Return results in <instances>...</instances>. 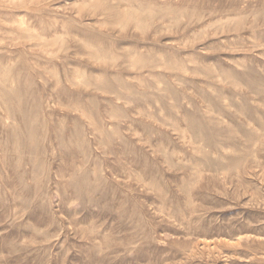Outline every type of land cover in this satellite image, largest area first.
Returning <instances> with one entry per match:
<instances>
[{
	"label": "rangeland",
	"instance_id": "1",
	"mask_svg": "<svg viewBox=\"0 0 264 264\" xmlns=\"http://www.w3.org/2000/svg\"><path fill=\"white\" fill-rule=\"evenodd\" d=\"M0 264H264V0H0Z\"/></svg>",
	"mask_w": 264,
	"mask_h": 264
},
{
	"label": "bare ground",
	"instance_id": "2",
	"mask_svg": "<svg viewBox=\"0 0 264 264\" xmlns=\"http://www.w3.org/2000/svg\"><path fill=\"white\" fill-rule=\"evenodd\" d=\"M7 16V15H6ZM18 23V22H17ZM198 206V205H197Z\"/></svg>",
	"mask_w": 264,
	"mask_h": 264
}]
</instances>
